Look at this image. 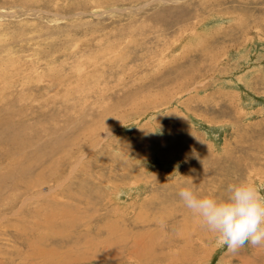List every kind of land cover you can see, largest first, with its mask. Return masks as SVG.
Masks as SVG:
<instances>
[{"label":"rangeland","instance_id":"1","mask_svg":"<svg viewBox=\"0 0 264 264\" xmlns=\"http://www.w3.org/2000/svg\"><path fill=\"white\" fill-rule=\"evenodd\" d=\"M243 180L264 0H0V264H264L178 195Z\"/></svg>","mask_w":264,"mask_h":264},{"label":"clouds","instance_id":"2","mask_svg":"<svg viewBox=\"0 0 264 264\" xmlns=\"http://www.w3.org/2000/svg\"><path fill=\"white\" fill-rule=\"evenodd\" d=\"M191 183L193 180L191 179ZM228 195L216 198L182 187L179 198L201 226L216 238L219 247L238 252L246 243L264 246V194L253 183L243 180L229 185Z\"/></svg>","mask_w":264,"mask_h":264},{"label":"bare ground","instance_id":"3","mask_svg":"<svg viewBox=\"0 0 264 264\" xmlns=\"http://www.w3.org/2000/svg\"><path fill=\"white\" fill-rule=\"evenodd\" d=\"M108 229H109V228H108ZM108 229H107V230H108ZM112 230H113V233H114V230H115V229H112ZM112 230H110V231H112ZM99 232H100V231H99ZM100 233H101V232H100ZM111 233H112V232H111ZM136 233H137V232H136ZM122 234H123V233H122ZM110 237H111V236H110ZM136 238H137V237H136ZM109 239H110V238H109ZM138 239H139V238H138ZM105 240H106V239H105ZM107 240H108V239H107ZM121 240H122V239H121ZM134 240H135V239H134ZM110 241L112 242V240H110ZM110 241H109V243H110ZM138 242H139V241H138ZM113 243H114V242H113ZM113 243H112V244H113ZM116 243H117V242H116ZM118 243H119V241H118ZM135 243H136V242H135ZM120 244H121V243H120ZM138 244H139V243H138ZM95 245H96V244H95ZM92 246H94V245H92ZM138 246H139V245H138ZM94 247H95V246H94ZM111 248H112V247H111ZM141 248H142V247H141ZM141 248H140V249H141ZM133 249H134V248H133ZM92 250H93V249H92ZM135 252H136V251H135ZM132 253H133V252H132ZM133 255H134V254H133ZM139 255H140V254H139ZM140 257H141V256H140ZM68 262H69V261H68ZM65 264H66V263H65Z\"/></svg>","mask_w":264,"mask_h":264}]
</instances>
